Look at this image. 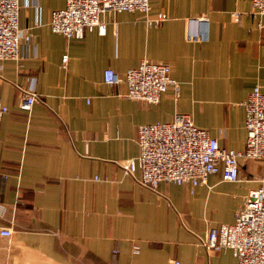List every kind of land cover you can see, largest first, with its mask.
<instances>
[{"label": "crops", "instance_id": "0c3cea01", "mask_svg": "<svg viewBox=\"0 0 264 264\" xmlns=\"http://www.w3.org/2000/svg\"><path fill=\"white\" fill-rule=\"evenodd\" d=\"M19 2V26L32 41L0 69L8 108L0 121V264H237L230 251L207 253L199 240L233 223L244 196L264 187V161L242 162L236 182L209 175L205 184L161 181L155 190L121 161L137 156L140 125L176 113L220 147L244 148L243 103L264 85V16L251 0H152L149 16L167 15L158 24L138 11L105 12L104 34L94 28L72 39L48 25L65 0ZM198 16L208 39L188 42L186 19ZM143 58L170 64L178 99L169 88L149 104L126 97L124 82H103L106 68L123 77ZM27 76L38 94L29 113L16 88Z\"/></svg>", "mask_w": 264, "mask_h": 264}, {"label": "built area", "instance_id": "2783aa9c", "mask_svg": "<svg viewBox=\"0 0 264 264\" xmlns=\"http://www.w3.org/2000/svg\"><path fill=\"white\" fill-rule=\"evenodd\" d=\"M36 1V0H35ZM152 0H65V6L51 12L49 28L67 39L82 38L84 32L97 28L105 33L101 16L105 12H141L148 24H158L167 15L149 16ZM254 14L264 16V0H251ZM19 0H0V69L5 60L21 59L22 42L30 46L32 34L19 26ZM237 20L238 13H231ZM205 17L186 19L185 39L203 42L208 39ZM36 57V46L32 47ZM68 54L62 56L65 68ZM103 82L108 85L126 84V97L157 104L169 88L174 99L179 98L180 83L171 76V66L143 58L136 67L125 71L123 77L112 68L103 71ZM35 76L25 77V84H16L21 94L19 108L30 112L38 99ZM244 125L247 131L242 150L220 147L207 130L194 125L189 115L176 113L169 122L142 124L138 127V154L124 159L125 173L139 172L138 183L155 190L161 181L192 187L205 184L209 175H219L222 181L236 182L239 166L248 160L264 161V85L256 84L243 103ZM0 103V121L7 112ZM207 253L230 251L237 264H264V187L244 196L243 204L235 212L234 222L210 229L199 240ZM136 251V248L134 249ZM170 264H187L173 259Z\"/></svg>", "mask_w": 264, "mask_h": 264}]
</instances>
